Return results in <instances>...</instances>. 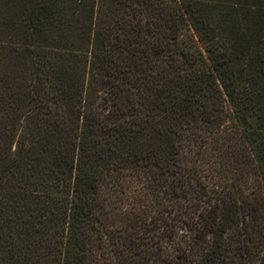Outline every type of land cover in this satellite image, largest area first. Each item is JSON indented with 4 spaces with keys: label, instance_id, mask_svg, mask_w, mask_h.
Instances as JSON below:
<instances>
[{
    "label": "trees",
    "instance_id": "trees-1",
    "mask_svg": "<svg viewBox=\"0 0 264 264\" xmlns=\"http://www.w3.org/2000/svg\"><path fill=\"white\" fill-rule=\"evenodd\" d=\"M0 4V264H264V0Z\"/></svg>",
    "mask_w": 264,
    "mask_h": 264
},
{
    "label": "rangeland",
    "instance_id": "rangeland-1",
    "mask_svg": "<svg viewBox=\"0 0 264 264\" xmlns=\"http://www.w3.org/2000/svg\"><path fill=\"white\" fill-rule=\"evenodd\" d=\"M2 6V4H0V7ZM1 16V15H0Z\"/></svg>",
    "mask_w": 264,
    "mask_h": 264
}]
</instances>
